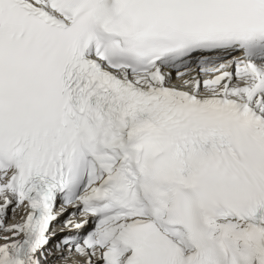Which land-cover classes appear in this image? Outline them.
<instances>
[{
  "label": "snow or ice",
  "instance_id": "obj_1",
  "mask_svg": "<svg viewBox=\"0 0 264 264\" xmlns=\"http://www.w3.org/2000/svg\"><path fill=\"white\" fill-rule=\"evenodd\" d=\"M0 264H264V0H0Z\"/></svg>",
  "mask_w": 264,
  "mask_h": 264
},
{
  "label": "bare ground",
  "instance_id": "obj_2",
  "mask_svg": "<svg viewBox=\"0 0 264 264\" xmlns=\"http://www.w3.org/2000/svg\"><path fill=\"white\" fill-rule=\"evenodd\" d=\"M9 215L11 216V214L9 213ZM19 220V216L16 217V220H11L9 222H17ZM59 232V230L57 231V233Z\"/></svg>",
  "mask_w": 264,
  "mask_h": 264
},
{
  "label": "rangeland",
  "instance_id": "obj_3",
  "mask_svg": "<svg viewBox=\"0 0 264 264\" xmlns=\"http://www.w3.org/2000/svg\"><path fill=\"white\" fill-rule=\"evenodd\" d=\"M10 214H11V213H10ZM9 216H10V215H9ZM10 217H11V216H10ZM9 221H11V219H9ZM9 221H8V222H9Z\"/></svg>",
  "mask_w": 264,
  "mask_h": 264
}]
</instances>
